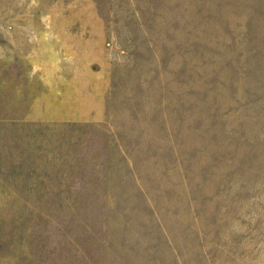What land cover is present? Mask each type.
Masks as SVG:
<instances>
[{
	"label": "rangeland",
	"instance_id": "rangeland-1",
	"mask_svg": "<svg viewBox=\"0 0 264 264\" xmlns=\"http://www.w3.org/2000/svg\"><path fill=\"white\" fill-rule=\"evenodd\" d=\"M0 264H264V0H0Z\"/></svg>",
	"mask_w": 264,
	"mask_h": 264
}]
</instances>
